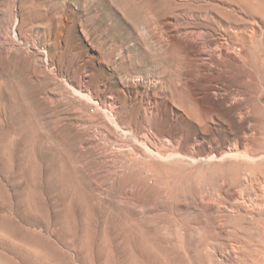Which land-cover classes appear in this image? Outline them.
<instances>
[{
  "label": "rangeland",
  "instance_id": "rangeland-1",
  "mask_svg": "<svg viewBox=\"0 0 264 264\" xmlns=\"http://www.w3.org/2000/svg\"><path fill=\"white\" fill-rule=\"evenodd\" d=\"M251 7L0 0V264L264 260Z\"/></svg>",
  "mask_w": 264,
  "mask_h": 264
},
{
  "label": "bare ground",
  "instance_id": "bare-ground-1",
  "mask_svg": "<svg viewBox=\"0 0 264 264\" xmlns=\"http://www.w3.org/2000/svg\"><path fill=\"white\" fill-rule=\"evenodd\" d=\"M243 1H244V0H243ZM249 1H250L251 5H252L251 8H253V7H254V4L260 3L262 0H249ZM198 2H199V1H198ZM211 2H212V1H211ZM201 3H202V2H201ZM201 3H200V4H201ZM206 3H207V2H206ZM224 4H225V3H224ZM260 5H261V4H260ZM247 6H248V5H247ZM247 6H245V7L247 8ZM228 8H229V7H228ZM237 9H238V8H237ZM250 11H251V10H250ZM240 13H241V12H240ZM252 13H253V12H252ZM208 15H209V14H208ZM211 15H212V13H211ZM217 15H218V14H217ZM227 15H228V13H227ZM252 15H253V14H252ZM259 16H260V15H259ZM209 17H210V16H209ZM220 17H221V16H219V18H220ZM250 17H251V16H250ZM260 18H261V17H260ZM239 19H240V18H239ZM253 20H254V17H253ZM258 21L260 22V20H258ZM258 21H256V22H258ZM226 22H227V21H226ZM232 22H233V21H232ZM239 22H240V21H239ZM251 22H253V21H251ZM209 23H210V22H209ZM222 23H223V22H222ZM237 23H238V21H237ZM254 23H255V21H254ZM234 24H235V23H234ZM242 24H243V23H242ZM258 24L260 25V23H258ZM258 24H257V26H259ZM170 25H171V24H170ZM246 25H247V24H246ZM249 25H250V24H249ZM251 25H252V28H251L250 26H249V27H250V28L252 29V31H253V30L255 29V25H254V26H253V24H251ZM261 25L263 26L262 23H261ZM227 27H228V26H227ZM233 27H234V26H233ZM237 27H238V26H237ZM246 28H247V27H246ZM257 28H258V27H257ZM260 28H262V27H260ZM260 28H259V29H260ZM234 29H235V28H234ZM245 30H247V29H245ZM257 30H258V29H257ZM260 30H261V29H260ZM223 31H226V30H223ZM247 31H248V30H247ZM247 31H245V33H246ZM230 32H231V31H230ZM248 32H249V31H248ZM248 32H247V33H248ZM255 32H256V31H255ZM257 32H259V31H257ZM187 33H188V32H187ZM198 33H199V32H198ZM250 33H251V32H250ZM262 33H263V30H262ZM189 34H190V33H189ZM254 34H255V33H254ZM185 35H186V34H185ZM197 36H198V35H197ZM226 36H227V35H226ZM250 36H252V35L250 34ZM230 41H231V40H230ZM228 42H229V41H228ZM220 43H221V46H222V42H220ZM231 44H232V43H231ZM219 45H220V44H219ZM223 45H225V44H223ZM226 45H227V43H226ZM226 45H225V46H226ZM214 46H215V45H214ZM229 46H231V45L229 44ZM217 47H219V46H217ZM222 47H223V46H222ZM219 48H220V47H219ZM226 48L229 49V51H230V49H231L230 47H229V48L226 47ZM232 48H233V46H232ZM234 48H235V47H234ZM234 48H233V49H234ZM239 48H240V47H239ZM239 48H238V49H239ZM227 49H226V50H227ZM233 49H231V50H233ZM238 49H236V50H238ZM241 49H242V48H241ZM241 49H240V50H241ZM214 51H215V50H214ZM238 51H239V50H238ZM217 52H218V51H217ZM222 52H223V51H222ZM224 52H225V51H224ZM231 52H232V51H231ZM233 52H234V51H233ZM225 53H226V52H225ZM225 53H224V54H225ZM228 53H229V52H228ZM239 53H240V52H239ZM221 54H222V53H221ZM235 54H236V52L234 53V55H235ZM242 54H243V53H242ZM242 54H240V55H242ZM236 55H238V53H237ZM224 57H226V56H224ZM220 58H221V57H220ZM242 59H243V58H242ZM220 60H221V59H220ZM213 61H214V60H213ZM211 63H212V62H211ZM214 74H215V73H214ZM218 75H219V74H218ZM238 90H239V89H238ZM236 96H237V95H236ZM246 96H247V95H246ZM244 97H245V96H244ZM241 98H242V97H241ZM262 98H263V97H262ZM237 100H238V99H237ZM241 104H243V103H241ZM241 104H240V105H241ZM241 106H242V105H241ZM237 108H238V106H237ZM244 108H245V107H244ZM246 110H247V109H246ZM239 111H241V110H239ZM250 111H251V110H250ZM235 113H236V112H235ZM237 113H238V112H237ZM249 113H251V112H249ZM255 113H256V112H255ZM247 114H248V113H247ZM243 115H244V114H243ZM242 120H243V119H242ZM244 122H245V121H244ZM253 123H254V122H253ZM239 124H240V123H239ZM250 124H251V122H250ZM250 124H249V125H250ZM255 129H256V128H255ZM250 130H251V129H250ZM253 131H254V129H253ZM256 132H257V131H255V134H256ZM234 135H236V134H234ZM247 135H248V134H247ZM250 135H251V134H250ZM253 135H254V134H253ZM231 137H232V136H231ZM236 137H237V136H236ZM236 137H235V138H236ZM153 138H154V137H153ZM251 139H252V138H251ZM254 139H255V138H254ZM154 140H155V139H154ZM238 140H239V139H238ZM246 140H247V142H248V139H246ZM238 142H239V141H238ZM238 142H237V143H238ZM233 143H234V142H233ZM243 143H244V142H243ZM234 145H235V144H234ZM248 145H249V144H248ZM242 146H243V144H242ZM245 146H246V145H245ZM232 147H233V146H232ZM150 148H151V147H150ZM233 149H234V148H233ZM236 149H238V148L236 147ZM229 150H230V149H229ZM226 151H227V150H226ZM226 151H225V152H226ZM235 151H236V150H235ZM235 151H234V152H235ZM221 153H222V152H221ZM231 154H232V152H231ZM233 154H234V153H233ZM132 157H133V156H132ZM127 158H128V157H127ZM223 158H224V156H223ZM133 161H134V160H133ZM130 163H131V162H130ZM245 169H247V168H245ZM260 171H262V170H260ZM239 172H240V171H239ZM243 172H245V171H243ZM245 173H247V171H246ZM249 174H250V173H249ZM254 174H255V173H254ZM245 175H246V174H245ZM245 175H244V176H245ZM254 179H255V178H254ZM257 179H258V178H257ZM257 181H258V180H257ZM259 182H260V181H258V183H259ZM259 185H260V184H259ZM263 186H264V185H263ZM259 189H260V188H259ZM261 189H262V188H261ZM259 196H260V195H259ZM263 196H264V194H263ZM262 200H263V198H262ZM260 202H261V201H260ZM260 209H261V208H260ZM247 262H248V263H251V262H252V259L249 258V259L247 260ZM248 263H247V264H248Z\"/></svg>",
  "mask_w": 264,
  "mask_h": 264
},
{
  "label": "built area",
  "instance_id": "built-area-1",
  "mask_svg": "<svg viewBox=\"0 0 264 264\" xmlns=\"http://www.w3.org/2000/svg\"><path fill=\"white\" fill-rule=\"evenodd\" d=\"M255 264H264V260L258 261Z\"/></svg>",
  "mask_w": 264,
  "mask_h": 264
}]
</instances>
